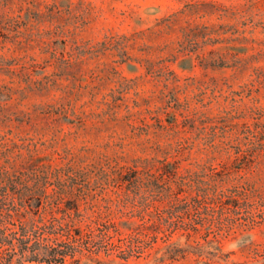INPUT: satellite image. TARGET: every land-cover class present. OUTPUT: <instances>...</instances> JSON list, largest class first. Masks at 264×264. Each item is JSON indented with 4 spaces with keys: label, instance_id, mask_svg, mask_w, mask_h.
<instances>
[{
    "label": "rangeland",
    "instance_id": "1",
    "mask_svg": "<svg viewBox=\"0 0 264 264\" xmlns=\"http://www.w3.org/2000/svg\"><path fill=\"white\" fill-rule=\"evenodd\" d=\"M248 127L264 128V0H0V165L33 150L54 166H88L103 152L131 164L171 143L190 165L204 147L252 145ZM245 170L264 192V161ZM96 178L97 192L83 196L79 184L62 206L105 209ZM251 241L264 244V223L220 251L252 260ZM195 257L166 264L204 263Z\"/></svg>",
    "mask_w": 264,
    "mask_h": 264
},
{
    "label": "trees",
    "instance_id": "2",
    "mask_svg": "<svg viewBox=\"0 0 264 264\" xmlns=\"http://www.w3.org/2000/svg\"><path fill=\"white\" fill-rule=\"evenodd\" d=\"M168 113L177 122L176 112ZM244 131L257 141L245 147L227 142L201 148L196 151L205 155L190 165H183L189 157L183 155L182 143L161 149L162 157L139 156L131 164L103 152L88 166H54L38 150L18 166L3 163L0 264H166L192 254L201 264H264V244L246 243L253 257L246 261L230 262V255L220 251L224 238H246L264 223V192L245 170L264 161V128ZM91 174L97 175L106 208L93 203L90 213L63 207V194L79 184L83 196L97 192ZM110 185L116 198L106 194ZM113 204L128 215L126 221L113 214ZM129 205L136 212L128 214L124 207ZM135 215L139 220L130 221ZM183 236L188 246L182 244Z\"/></svg>",
    "mask_w": 264,
    "mask_h": 264
}]
</instances>
